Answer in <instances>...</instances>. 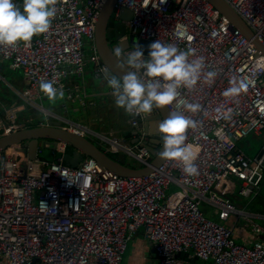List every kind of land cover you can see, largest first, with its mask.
Segmentation results:
<instances>
[{
    "label": "built area",
    "instance_id": "2783aa9c",
    "mask_svg": "<svg viewBox=\"0 0 264 264\" xmlns=\"http://www.w3.org/2000/svg\"><path fill=\"white\" fill-rule=\"evenodd\" d=\"M104 1L58 0L48 33L15 48L0 47V63L20 69L26 79L23 89L16 88L0 70V87L2 82L9 85L22 106L63 118L40 104L45 95L39 83L55 80V86L68 90L63 79L81 73L87 61L93 75H102L105 65L95 49L94 30ZM225 1L264 44V0ZM15 2L22 7L23 0ZM122 7L131 10L130 18L124 20L126 37L136 35L150 44L160 40L181 50L193 48L196 54L190 59L202 56L203 72L218 73L214 83H206L202 74L193 89H180L182 102L167 106L200 122L188 130L186 141L197 154L199 175L186 176L181 162L163 160L149 173L127 176L99 165L91 156L70 166L60 154L54 158V149L50 159L40 156V143L34 158L20 144L11 145V151L5 148L0 154V264L34 260L38 264H120L127 241L140 227L157 256L154 264H183L180 252L217 264H264V223L256 219L264 214L236 207L225 190L216 186L222 179L235 177L241 195L251 198L261 190L264 138L262 153L253 158L236 139L264 130V54L208 0H115L114 18ZM233 77L244 78L247 91L225 97ZM189 103L201 104L202 111L189 112ZM16 108L4 110L1 132L23 127ZM217 109L230 110L231 119L218 118ZM141 116L128 118L133 129L141 130L134 134L135 141L100 133L106 142L104 150H122L140 165L149 163L153 154L138 121ZM65 127L83 135L91 132L77 122ZM65 146L57 141L55 148L62 153ZM23 157L26 173L18 165ZM170 183L176 188L167 192ZM202 202L212 206L217 219L204 214ZM232 214L242 215L251 224L256 236L251 242L236 240L225 222Z\"/></svg>",
    "mask_w": 264,
    "mask_h": 264
},
{
    "label": "clouds",
    "instance_id": "9594fccd",
    "mask_svg": "<svg viewBox=\"0 0 264 264\" xmlns=\"http://www.w3.org/2000/svg\"><path fill=\"white\" fill-rule=\"evenodd\" d=\"M57 2L23 0L21 7L15 0H0V47L15 48L21 42L30 43L34 36L48 33L57 15ZM148 49L147 57L139 44H134L131 51L120 47L113 50L117 67L125 72L122 78L107 67L102 69L103 79L111 89L116 107L129 115H150L154 109L182 102L179 101L180 89H193L202 74L206 83L215 82L218 75L215 70L203 72L204 57L190 59L196 54L193 48L181 50L157 40ZM230 85L223 93L225 97H237L248 88L244 78L233 77ZM39 88L52 103L65 96L63 87L55 86V80H41ZM187 110L198 113L202 111V105L189 103ZM217 113L218 118L231 119L230 110L217 109ZM199 124L181 111H169L167 118L159 124L163 141V149L158 154L160 159L181 162L185 175L189 177L199 175V171L195 164L197 154L186 143L187 132Z\"/></svg>",
    "mask_w": 264,
    "mask_h": 264
},
{
    "label": "crops",
    "instance_id": "0c3cea01",
    "mask_svg": "<svg viewBox=\"0 0 264 264\" xmlns=\"http://www.w3.org/2000/svg\"><path fill=\"white\" fill-rule=\"evenodd\" d=\"M12 69L14 68L9 67L6 61L0 63V70L4 74L9 85L23 89L26 86L25 76L20 69H14V71H12ZM63 81L64 85L68 88V90H64V98L60 100L56 106L51 105L46 107L48 110L62 115L63 118L49 114L46 119H35L30 111L29 113L26 112L28 106H22L20 104L19 100L12 92V89L7 84H5L6 86L3 85L0 87V106L2 108L0 117L3 116L6 108L14 105L17 107L16 112H18V119L25 122L23 127L33 124H43L53 119L60 120L62 126H68L71 122H77L91 129V132L84 135L88 138H90V136L98 138L97 141L90 139L101 145V147H103L104 144L105 148L106 142L100 139V133L120 137L125 141H131L134 138L132 132L134 129L128 120L129 114L123 109L116 107L114 97L111 95V89L106 87L107 84L103 76L93 75L91 63L89 61H87L81 73H76L73 76H66ZM46 99L47 97L44 96L41 102L43 103ZM58 106H61L62 109L58 110L56 108ZM30 108L31 107H29V109ZM117 111H119V113ZM34 120L37 121L34 122ZM5 151L9 152V148H6ZM3 152L4 150L0 151V154ZM221 187V189L225 190L226 195L231 198L236 207L264 214V211L245 207L246 204L242 202L238 201L235 203L234 200L237 196L226 188L225 181L221 183ZM208 206L210 205L207 204V207ZM212 212L215 214L214 210ZM214 219H217V216ZM256 219L264 223L263 216L256 217ZM225 222L233 228V233L235 234L236 240L239 242H251L256 237L255 234L250 231L251 224L246 222L242 215L232 214ZM262 238L264 239V234ZM190 254V252L179 253V256L184 258L183 264H217L210 258L200 259ZM156 259L157 256L152 247V243L145 236L143 229L140 227L127 241L120 264H154Z\"/></svg>",
    "mask_w": 264,
    "mask_h": 264
},
{
    "label": "water",
    "instance_id": "95a60500",
    "mask_svg": "<svg viewBox=\"0 0 264 264\" xmlns=\"http://www.w3.org/2000/svg\"><path fill=\"white\" fill-rule=\"evenodd\" d=\"M208 1L228 19L232 26L237 27L264 54V44L255 36L242 17L225 0ZM114 3L115 0H105L99 10L95 23L94 45L105 67L122 78L125 72L117 67V60L113 56V50L116 47L125 50L131 45L139 44L143 48L144 54H148L150 40L137 37L136 35L125 36L126 24L124 20L130 18L131 10L127 7H122L119 11L118 18H114L112 16ZM121 60H123V57H121ZM101 76H103V73ZM169 111V108L165 106L162 109H156L150 115H144L138 118L140 126L146 136L145 141L149 146L150 152L153 154L149 163L143 165L132 166L118 160L109 155L101 145L93 142L86 135L79 134L70 130L68 127L62 126L61 121L58 119L48 120L43 124H33L27 127L9 130L8 132H1L0 151L10 145L20 144L21 147L25 148L24 152H26L27 156L34 158L39 138H53L56 140L54 148L56 147L57 141H63L66 144L60 156L61 161L67 165L75 166L85 156H91L99 165L108 167L118 174L127 176L142 175L149 173L163 161L158 155L163 149V141L159 134V124L167 118ZM132 132L133 134L141 133V130L134 128ZM137 138V136H134L132 140L135 141ZM261 153L262 149L260 148L256 155L259 157ZM54 158L57 160L58 156H54ZM261 188L264 189V178Z\"/></svg>",
    "mask_w": 264,
    "mask_h": 264
},
{
    "label": "rangeland",
    "instance_id": "374dc122",
    "mask_svg": "<svg viewBox=\"0 0 264 264\" xmlns=\"http://www.w3.org/2000/svg\"><path fill=\"white\" fill-rule=\"evenodd\" d=\"M85 48H86V51L88 52V50L90 49L89 43L85 44ZM12 71H14V69H12ZM5 84L6 83L2 82L1 86H3V85L6 86ZM106 87H107V85H106ZM59 101L60 100H57L55 103H52L48 99H46V100H44L43 103H40V104L42 106L44 105L45 107L51 106V105L56 106ZM107 101H108V99H107ZM56 108L58 110L62 109L61 106H58ZM1 111H2V108L0 106V114H1ZM29 111L33 115V117L37 120L42 119V118L46 119L49 115L48 112L42 110L41 108H36L33 106H31L30 109L28 106L26 112L29 113ZM117 112L119 113V111H117ZM16 114H17L18 122H20V124L22 126H24L25 122L18 119V112H16ZM123 116H124V114H123ZM37 120H34V122H36ZM90 138L93 139L94 141H97V139H98V138H94L93 136H90ZM263 138H264V130H261L260 133H255V132L251 131V132L247 133L246 135H243V136L237 138L236 141H237V144L241 147V149L245 152V154H247L249 157L253 158L258 153V151L260 150ZM100 139H101V137H100ZM55 141L56 140L53 138L40 137L38 140V143H40L43 147H42V150L39 152V155L42 157H45L47 159H50L53 156V150L52 149L55 150V153H56L55 156L61 154L60 150L54 148ZM99 142H100V140H99ZM10 148H9V151L11 150ZM103 148L105 149L104 144H103ZM20 149L25 151V148H23V147H20ZM116 154L118 155V157L123 159L128 164H132V165H139L140 164L139 161L134 159L132 156L123 153L122 150H120V152H118ZM26 162H27V159L25 157L18 159V165H19L20 169L23 170L22 173L27 172ZM224 181L226 182V188L229 189L230 192H232L233 194H235L237 196V198L234 200L235 203H237L239 201V202L246 204L245 207H247V208L258 209L260 211H264V189L263 188H261V190L258 194L254 195L252 198H249V197H245L239 193V184H238L235 177L225 178V179L220 180L217 184V189L221 190V188H222L221 183ZM175 188H176V186L173 183H170L169 188L166 191L167 192L173 191V190H175ZM200 207L204 211L205 215H207L208 217L213 218V219L216 218V215L212 212L213 211L212 206L207 207V203L202 202L200 204Z\"/></svg>",
    "mask_w": 264,
    "mask_h": 264
},
{
    "label": "trees",
    "instance_id": "16d2710c",
    "mask_svg": "<svg viewBox=\"0 0 264 264\" xmlns=\"http://www.w3.org/2000/svg\"><path fill=\"white\" fill-rule=\"evenodd\" d=\"M0 133H1V130H0ZM109 155H111V156H113V157H115V158H117L118 160H120V161H122V162H125L123 159H121L120 157H118V155L116 154V153H114V152H107ZM130 165H132V164H130ZM140 165V164H139ZM132 166H135V165H132ZM138 166V165H137ZM38 261L37 260H34V261H32L31 263H29V264H38L37 263Z\"/></svg>",
    "mask_w": 264,
    "mask_h": 264
},
{
    "label": "flooded vegetation",
    "instance_id": "af4514ba",
    "mask_svg": "<svg viewBox=\"0 0 264 264\" xmlns=\"http://www.w3.org/2000/svg\"><path fill=\"white\" fill-rule=\"evenodd\" d=\"M11 146V145H10ZM10 146H9V148H10Z\"/></svg>",
    "mask_w": 264,
    "mask_h": 264
}]
</instances>
